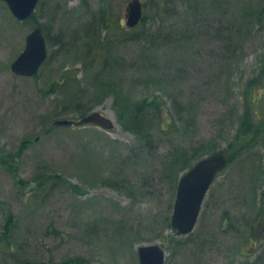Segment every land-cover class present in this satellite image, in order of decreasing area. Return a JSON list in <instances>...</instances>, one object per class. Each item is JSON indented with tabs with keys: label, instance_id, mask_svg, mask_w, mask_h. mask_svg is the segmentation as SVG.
Listing matches in <instances>:
<instances>
[{
	"label": "rangeland",
	"instance_id": "rangeland-1",
	"mask_svg": "<svg viewBox=\"0 0 264 264\" xmlns=\"http://www.w3.org/2000/svg\"><path fill=\"white\" fill-rule=\"evenodd\" d=\"M131 1L41 0L20 23L0 0V232L11 246L0 264H139L144 245L164 264H264V135L234 156L244 86L264 66V0H140L130 29ZM37 26L47 59L18 76L10 65ZM253 93L264 127V92ZM152 98L170 119L153 121V146L140 152L119 108ZM93 112L114 127L54 124ZM220 151L233 159L178 236L179 178Z\"/></svg>",
	"mask_w": 264,
	"mask_h": 264
},
{
	"label": "water",
	"instance_id": "water-1",
	"mask_svg": "<svg viewBox=\"0 0 264 264\" xmlns=\"http://www.w3.org/2000/svg\"><path fill=\"white\" fill-rule=\"evenodd\" d=\"M8 6L13 17L24 22L33 13L39 0H2ZM126 26L133 28L142 18V5L139 0H132L126 8ZM47 57L45 40L40 27L34 28L25 38V47L21 54L11 64V71L23 77L35 75ZM57 126L81 127L95 125L104 130H110L114 123L98 112H93L78 121L61 120L54 123ZM227 165L223 154L204 157L196 162L179 179L171 227L179 236L190 234L197 222L205 196L216 176ZM139 264H164V251L157 245L140 246L137 250ZM23 264H46L44 262Z\"/></svg>",
	"mask_w": 264,
	"mask_h": 264
},
{
	"label": "trees",
	"instance_id": "trees-1",
	"mask_svg": "<svg viewBox=\"0 0 264 264\" xmlns=\"http://www.w3.org/2000/svg\"><path fill=\"white\" fill-rule=\"evenodd\" d=\"M98 14L100 15L99 19H101L100 27L101 29H105L106 25H104V17H103L104 13L98 12ZM31 18L32 16H30L27 19V22ZM84 30H85L84 31L85 34L88 33L86 27ZM78 32L79 34H81L80 31ZM93 32L94 31H91L92 34ZM111 60L112 58L106 61L104 65H107L108 63L111 64L112 63ZM99 85L100 87H102V84L100 82ZM257 90H262V92H264V66L259 68L256 77L248 81L244 86L243 99L245 101L248 110L245 111L244 117L238 126V135H242L243 140L241 141L242 143L240 144V146H238V148H235L236 151L234 150L235 151L234 156L241 154L246 148H248L247 146L248 139L249 140L252 139V137L255 134V131L256 132L260 131L259 133L264 135V127H261V123H262L261 118H259L256 115L257 112L255 111V107H254L256 102L252 101V97L254 95L253 92ZM261 98L262 96H260L258 100H260ZM119 109H120L119 120L128 131H131L136 135L139 144L137 148L138 151L140 152L149 150L153 146L154 142L152 139V134L150 132V129L153 127V121H156V124L158 126L162 122L163 118L170 119V117L168 116L169 113L167 109L165 108L164 104L159 98H152L150 100H146V101L144 100L136 103L123 102L122 107H120ZM164 123L166 125L169 124L168 121H165ZM216 153H222L226 156L225 152H221V151L213 152V154ZM167 158H171V160H166L167 162L165 161L163 165L164 175L166 174L167 169L170 168L171 163L174 162L172 160V157L168 156ZM230 158L233 159V155L227 156V163H228L227 167L230 164L231 161ZM199 159L200 158H197V160ZM175 161H176V156H175ZM174 166H176L175 163H173V167ZM36 182L43 185L46 184L47 179L45 177H41ZM2 247L6 250V252H9L11 249V246L9 245V236L7 231L0 232V248Z\"/></svg>",
	"mask_w": 264,
	"mask_h": 264
}]
</instances>
